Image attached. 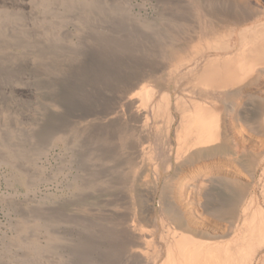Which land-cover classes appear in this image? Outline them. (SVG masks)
Here are the masks:
<instances>
[{
  "label": "bare ground",
  "instance_id": "1",
  "mask_svg": "<svg viewBox=\"0 0 264 264\" xmlns=\"http://www.w3.org/2000/svg\"><path fill=\"white\" fill-rule=\"evenodd\" d=\"M132 1L121 2L128 8ZM154 1L162 11L172 0ZM251 1L185 0L190 6L181 10L185 16L181 21L186 25L196 21L183 47L191 54L177 68L184 70L180 78L197 79L188 95L171 93L175 86L170 84L165 86L170 95L153 93L149 80L167 67L145 64L131 75L110 81L105 96L86 109L92 132L100 125L104 129L106 161L113 163L114 156L122 154L109 167L112 176L107 177L115 180L114 173L122 172L124 180L152 192L154 202L163 193L161 221L155 207L132 209L123 221L124 251L140 264H264V209L249 199L252 176H246L251 139L264 129V97L253 103L249 99L253 89L264 85V8ZM116 2L119 0H0V97L43 96L61 104L57 96L59 68L81 63L105 66L113 60L96 49L99 44L90 48L88 43L96 42L93 26L113 15ZM165 13L172 17L170 9ZM177 15L173 21L180 20V10ZM165 114L168 134L177 125L175 146L170 148L172 164L160 155L162 147L167 150V136L160 124V116ZM238 118L244 124L239 132ZM118 135L130 137L121 150H117ZM200 198L206 215L214 221L197 213ZM58 205L54 202L53 208L45 207L42 214H55ZM139 220L164 229L160 235L163 246L151 260H145L141 251L147 238L137 227ZM58 229L43 231L42 246L25 234L11 243L17 249L1 247L0 264H23L29 252L46 264L48 257L57 255Z\"/></svg>",
  "mask_w": 264,
  "mask_h": 264
},
{
  "label": "rangeland",
  "instance_id": "2",
  "mask_svg": "<svg viewBox=\"0 0 264 264\" xmlns=\"http://www.w3.org/2000/svg\"><path fill=\"white\" fill-rule=\"evenodd\" d=\"M121 1L112 7V14L115 17L112 15L94 24L96 42L88 43L90 48L92 44H99L96 49L106 52L113 60L105 66L81 63L59 68L61 72L59 71L57 96L62 99L61 104L43 96L32 99L0 97V249L6 250L9 247L17 249L11 243H16V240L25 234L30 235L29 241H37L42 246L43 231L47 228L50 230L59 228L55 236L58 242L57 255L53 258L48 257L46 264L49 262V264H140L129 259L124 251L123 221L127 212L132 209L143 211L155 207L161 221L163 206L159 203L163 196L161 191L154 202L152 192L144 190V186L142 189L139 188L136 183L132 185L126 178L124 180L122 172L114 173L115 180L108 178L112 176L109 167L115 165L122 154L121 151L117 153L113 163L106 161L104 129L100 125L94 127L92 132L89 121L92 118L87 117L89 110L86 109L94 105L96 98L102 99L105 96L110 81H115L118 76L120 78L131 75L145 64H153L157 68L161 65L167 67L166 71L157 73L149 80V87L153 89V93L158 96L162 93L170 95V91L165 87L170 84L175 86L171 93L179 97L187 94L197 85L195 84L197 79L185 75H182L185 78H180L184 70L177 68L191 54L189 49L183 47L186 39L191 36L196 21L190 25H186L184 20L181 21L185 19L181 10L186 11L190 6V3H184L185 0L167 2L163 5L162 11L154 0H133L128 8ZM251 2L254 6L257 5L256 7L264 8V0ZM165 9H170L172 17L165 13ZM179 10L180 20L173 21L177 19ZM85 44L82 43L83 46H86ZM176 52L181 56L176 58ZM259 97H264V85L253 89L249 95L250 103ZM174 115L179 116L177 110ZM239 120L236 119L235 123L240 127L237 128L238 132L244 127L243 122ZM160 121L167 136L165 145L168 150L162 147L160 155L165 162L169 160V164H172L174 159L170 154V148L175 146L177 125L173 124L168 134L169 117L166 114L161 115ZM178 121L179 119L177 123ZM129 139L128 135H118L117 150L124 149ZM262 139L264 141V129L262 134L251 139L253 147L250 146L246 176L249 178L252 176L249 180L251 181L249 199L264 209ZM91 167L96 168L94 173L90 171ZM147 185L146 181L145 186ZM54 202L59 204L58 208L53 210L56 213L42 214V209L53 208L51 205ZM202 202V198L196 201L195 209L201 217H206ZM45 207L47 209H44ZM45 216L48 217L44 218ZM207 217L215 220L213 217ZM164 221L165 225H170L169 221ZM147 223L150 222L139 220L137 227L147 238L141 247L142 254L145 260H151L163 246L160 235L164 229L161 225ZM32 254L29 252L22 259L23 264H43L44 259L34 257Z\"/></svg>",
  "mask_w": 264,
  "mask_h": 264
}]
</instances>
